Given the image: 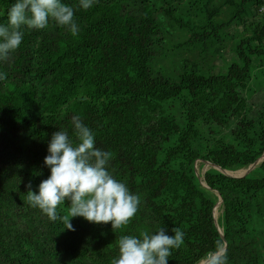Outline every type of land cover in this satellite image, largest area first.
<instances>
[{
	"label": "trees",
	"instance_id": "obj_1",
	"mask_svg": "<svg viewBox=\"0 0 264 264\" xmlns=\"http://www.w3.org/2000/svg\"><path fill=\"white\" fill-rule=\"evenodd\" d=\"M14 2L0 0V21ZM63 2L77 36L51 20L25 28L0 62V264H111L120 236L159 227L185 233L168 264L199 263L217 242L228 264H264V158L243 177L206 164L235 171L264 152V0ZM73 115L141 196L122 228L73 217L69 231L28 202L53 133L76 140ZM57 210L69 218L70 201Z\"/></svg>",
	"mask_w": 264,
	"mask_h": 264
},
{
	"label": "clouds",
	"instance_id": "obj_2",
	"mask_svg": "<svg viewBox=\"0 0 264 264\" xmlns=\"http://www.w3.org/2000/svg\"><path fill=\"white\" fill-rule=\"evenodd\" d=\"M96 0H79V7L91 9ZM75 10L63 0H15L7 10V21H0V62L8 60L19 49L24 29H43L50 20L77 36L81 29L74 19ZM7 74L0 71V81ZM76 140L68 131L53 133L48 143L44 164L50 175L37 191L29 185L28 202L40 209L51 221L63 220L65 229L75 231L70 219L82 217L92 223H109L119 229L137 214L141 196L130 191L127 184L114 177L108 165L112 153L96 147L95 133L79 115H73ZM70 201L69 218L61 217L58 207ZM168 235L163 227L143 231L139 235H122L118 241V256L111 264H168L174 249L184 245L185 233L174 229ZM207 264H228L223 242L206 256Z\"/></svg>",
	"mask_w": 264,
	"mask_h": 264
},
{
	"label": "water",
	"instance_id": "obj_3",
	"mask_svg": "<svg viewBox=\"0 0 264 264\" xmlns=\"http://www.w3.org/2000/svg\"><path fill=\"white\" fill-rule=\"evenodd\" d=\"M264 158V152L253 162V163H251L247 168H245V173L243 174V175H234V174H231V173H229V171L230 170H227V169H223V168H221V167H219V166H217V165H215V164H213V163H211V162H209V161H206V164L207 165H212V166H214V167H216L217 169H219L222 173H224V174H226V175H228V176H234V177H243V176H246V175H248L249 174V172L251 171V169L259 162V161H261L262 159ZM196 170V169H195ZM196 173H197V176L199 177V178H201L200 177V175L198 174V172H197V170H196ZM201 183L202 184H204V185H206L204 182H202L201 181ZM221 198H220V195L218 194V200H220ZM213 216H214V221H215V223H216V226H217V228H218V230H219V232H220V234L221 235H223L222 234V228L217 224V222H216V214H215V210H214V207H213ZM225 244V243H224ZM196 264H207V261H206V259H204V260H202L200 263H196Z\"/></svg>",
	"mask_w": 264,
	"mask_h": 264
},
{
	"label": "rangeland",
	"instance_id": "obj_4",
	"mask_svg": "<svg viewBox=\"0 0 264 264\" xmlns=\"http://www.w3.org/2000/svg\"><path fill=\"white\" fill-rule=\"evenodd\" d=\"M163 71H165V70L163 69ZM167 72H168V70H166V73H167ZM195 163H197V161H196ZM205 167H206V166L203 167V170L205 169ZM242 169H243V168H242ZM240 170H241V169H240ZM244 170H245V168H244ZM235 171H236V170H235ZM229 173L232 174V173H234V171H229ZM234 175H236V174H234ZM216 214H217V211H216Z\"/></svg>",
	"mask_w": 264,
	"mask_h": 264
},
{
	"label": "bare ground",
	"instance_id": "obj_5",
	"mask_svg": "<svg viewBox=\"0 0 264 264\" xmlns=\"http://www.w3.org/2000/svg\"><path fill=\"white\" fill-rule=\"evenodd\" d=\"M244 169H239V170H236V171H234V173H232V174H236V173H239V172H241V171H243ZM245 173V172H244ZM244 173H241V174H238V175H242V174H244ZM202 261V260H201ZM200 263V262H199Z\"/></svg>",
	"mask_w": 264,
	"mask_h": 264
},
{
	"label": "built area",
	"instance_id": "obj_6",
	"mask_svg": "<svg viewBox=\"0 0 264 264\" xmlns=\"http://www.w3.org/2000/svg\"><path fill=\"white\" fill-rule=\"evenodd\" d=\"M259 11L264 13V5L259 8Z\"/></svg>",
	"mask_w": 264,
	"mask_h": 264
}]
</instances>
